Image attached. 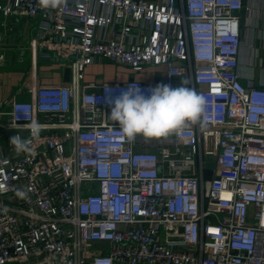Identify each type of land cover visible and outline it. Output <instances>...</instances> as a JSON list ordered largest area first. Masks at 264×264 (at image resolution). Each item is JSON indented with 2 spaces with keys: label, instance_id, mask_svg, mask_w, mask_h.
Segmentation results:
<instances>
[{
  "label": "built area",
  "instance_id": "1",
  "mask_svg": "<svg viewBox=\"0 0 264 264\" xmlns=\"http://www.w3.org/2000/svg\"><path fill=\"white\" fill-rule=\"evenodd\" d=\"M243 1L0 0V19L39 22L34 48L70 68L0 102V264H264V83L238 71ZM101 60L165 69L86 81ZM176 78L204 98L201 122L129 139L109 118L130 84Z\"/></svg>",
  "mask_w": 264,
  "mask_h": 264
},
{
  "label": "crops",
  "instance_id": "2",
  "mask_svg": "<svg viewBox=\"0 0 264 264\" xmlns=\"http://www.w3.org/2000/svg\"><path fill=\"white\" fill-rule=\"evenodd\" d=\"M242 19L241 11L243 37L238 71L244 83L258 85L264 83V0H247L246 15L244 21ZM38 23L26 17L0 19V102L10 101L15 94L27 98L19 90L31 72L35 73L39 85L55 86L69 82L65 80L68 66L51 60L45 51L32 45L35 33L40 31ZM164 69L147 66L134 72L125 66L101 60L86 67L85 80L104 82L136 78L151 83L159 80ZM143 70L142 74L136 73Z\"/></svg>",
  "mask_w": 264,
  "mask_h": 264
},
{
  "label": "clouds",
  "instance_id": "3",
  "mask_svg": "<svg viewBox=\"0 0 264 264\" xmlns=\"http://www.w3.org/2000/svg\"><path fill=\"white\" fill-rule=\"evenodd\" d=\"M56 0H42L45 7ZM189 81L181 80L179 87L158 83L155 87L142 90L130 84L114 100H110V119L118 122L120 131L129 139L165 138L182 130L189 124L201 122L204 98L188 87ZM96 102V101H95ZM39 126L32 125L33 136L39 134ZM17 152L29 150L27 140L19 135L11 138ZM21 196L24 193H20Z\"/></svg>",
  "mask_w": 264,
  "mask_h": 264
},
{
  "label": "water",
  "instance_id": "4",
  "mask_svg": "<svg viewBox=\"0 0 264 264\" xmlns=\"http://www.w3.org/2000/svg\"><path fill=\"white\" fill-rule=\"evenodd\" d=\"M243 8H242V17L243 19L245 18V15H246V10H247V0H244L243 1ZM242 19V21H244ZM159 75V74H158ZM65 80L66 81H69L70 80V68L68 67L66 69V73H65ZM181 80H185V79H182V78H176L173 82V87L176 88V87H179L181 85ZM213 167V166H212Z\"/></svg>",
  "mask_w": 264,
  "mask_h": 264
},
{
  "label": "rangeland",
  "instance_id": "5",
  "mask_svg": "<svg viewBox=\"0 0 264 264\" xmlns=\"http://www.w3.org/2000/svg\"><path fill=\"white\" fill-rule=\"evenodd\" d=\"M35 35H38L37 32L35 33ZM63 64H64V63H63ZM126 68H128V67H126ZM157 68H158L159 70H163V69H164V66H163V65H160V66H157ZM128 69H130V68H128ZM130 70H132V69H130ZM144 71H145V70H143V71H139V72H136V73H137V74H140V73L142 74ZM134 72H135V71H134ZM206 166L209 167V168H211V167L213 166V162H211V161L207 162Z\"/></svg>",
  "mask_w": 264,
  "mask_h": 264
}]
</instances>
